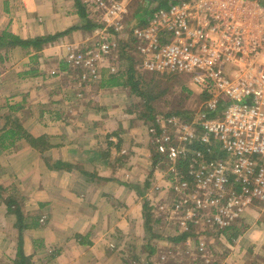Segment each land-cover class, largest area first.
<instances>
[{"label": "crops", "instance_id": "0c3cea01", "mask_svg": "<svg viewBox=\"0 0 264 264\" xmlns=\"http://www.w3.org/2000/svg\"><path fill=\"white\" fill-rule=\"evenodd\" d=\"M89 4L0 0V264H19L20 253L26 264H141L155 253L132 191L145 186L155 149L143 112L127 108L128 86L105 81L125 66L114 53L82 80L68 61L73 45L96 39ZM58 33L40 49L10 44ZM179 227L172 239L187 235L191 262L264 264L263 208L226 229Z\"/></svg>", "mask_w": 264, "mask_h": 264}, {"label": "built area", "instance_id": "2783aa9c", "mask_svg": "<svg viewBox=\"0 0 264 264\" xmlns=\"http://www.w3.org/2000/svg\"><path fill=\"white\" fill-rule=\"evenodd\" d=\"M89 1L96 39L73 45L68 56L84 78L117 53L118 41L129 39L124 21L131 0ZM142 18L147 21L134 28L138 53L132 56L150 71L191 75L206 95L191 122L168 116L182 138L157 141L173 173L179 160L189 158L187 178L201 180L204 191L201 202L189 193L175 203L187 212L179 224L187 229L190 219L226 229L247 209L264 210V0H175ZM196 141L203 147L192 148ZM215 154L218 164L210 160ZM187 178L177 177L174 193L188 190Z\"/></svg>", "mask_w": 264, "mask_h": 264}, {"label": "rangeland", "instance_id": "374dc122", "mask_svg": "<svg viewBox=\"0 0 264 264\" xmlns=\"http://www.w3.org/2000/svg\"><path fill=\"white\" fill-rule=\"evenodd\" d=\"M153 1H155L156 4H150V6L146 0H131L128 4H126L127 13L125 14L126 18L124 21V33L126 34L124 35H126V37L129 36V39L124 40L123 44L125 46H123L122 43L116 39L119 47L116 50L117 55L114 59L120 60V65L124 64V68L119 67L121 69L120 71L126 70L127 72H134L133 74L137 77V80L142 78V80H144L143 82H145L143 83L140 81L139 87H142L143 91L146 93V97H141L135 94L133 86L127 85L132 97L127 108L132 111H141L140 113L143 112L144 116L142 117L141 123L147 127L146 131L151 141L149 146L151 145V147L155 149V154V152L159 151V142H157L159 139L169 137L170 141L173 142V140H171L172 138H182L183 133H180L179 131L180 125L174 126L169 122H166V120L168 121V116L174 115L180 118L181 122H191L194 118L195 112L200 108L206 95L202 94L201 88L193 82L191 75L185 73H161L150 71L141 66L143 60L139 57V55L136 59L132 56V54L135 55L134 52L136 51L133 46H135V41H137L133 37L134 28L137 27V25L145 24L147 20L142 18V16L148 14L151 15L154 8L157 7L163 0ZM141 21L142 23H139ZM97 26L98 24L96 25V28ZM126 53L129 56L131 55L130 57L134 60L132 61L129 58L127 59L128 55ZM136 53H138V51ZM78 74L82 80L85 79L83 73ZM74 76L75 75H70V77ZM126 76L127 75H125V78ZM123 82L124 85H126L125 80H123ZM67 85L68 91L76 95L78 91L76 88L78 87L76 82ZM179 112L182 113L183 117L179 114ZM198 135L200 134L198 133ZM156 158L154 157L152 159V165L151 163L147 164V167L151 166L150 168L152 171L145 181V186L142 188L137 182H135V184H132V191L136 193L135 198L139 197L140 204L144 206L143 216L145 218V225L149 235L148 237L151 236V238L148 239L151 241V244L148 245L156 246L154 255L157 254V250H160L161 255L159 256L163 257L161 259H157V257L153 258V252L149 249V255H143V253H141L139 262L141 264H156V262L159 264H200L199 260L191 262L194 258L192 256L188 257L187 252L189 251L191 254L192 250L182 236L183 234H180L178 237L179 240L175 242H172L170 238L174 235H178L182 232V230H184L180 227L178 228V225L179 223H182L179 222L181 221V218L183 219V217L187 215L186 210H178L179 208L175 206V203L184 202L185 197H188L189 193L192 194L196 200H200L201 202V200L205 197L203 195L204 191L202 190L201 180H192V178H187L190 175V168L188 166L187 169V167L178 168V165H175L178 169L173 173L171 170L172 162L165 154L162 155V157L159 156L158 160ZM210 160L218 164L220 163L219 161L221 160V156L219 154H215L210 158ZM201 165V162L198 163L196 172L201 168ZM150 168H148V170ZM180 174L184 178L186 176L187 181L190 184L188 190H183L186 194H176L172 190V185L176 182V179ZM170 189L172 190L171 192ZM192 212L196 213L194 210H192ZM203 213L204 212H201L200 214ZM188 220L190 219H187V225H189V228H187V232L185 231L186 234H188L190 226L192 227L193 224V221ZM194 224L195 225L192 227L191 232L197 233V226L200 224L202 225L203 222H194ZM204 231L207 232L206 229H204ZM152 236H156L160 240L163 239L161 240L163 243L156 240L153 241L154 239ZM139 237L141 236L139 235ZM119 250L122 252L121 249ZM126 250L128 251L129 249L126 248ZM193 256L197 258L195 255Z\"/></svg>", "mask_w": 264, "mask_h": 264}, {"label": "trees", "instance_id": "16d2710c", "mask_svg": "<svg viewBox=\"0 0 264 264\" xmlns=\"http://www.w3.org/2000/svg\"><path fill=\"white\" fill-rule=\"evenodd\" d=\"M174 1L175 0H163L154 9L156 10L157 8L159 9V8H163V7H169V5L172 2H174ZM148 4L150 6V4L151 5H153V4L155 5L156 3H155V1L150 0ZM96 25L97 24H94V23H91L90 22V23H88L86 25V27L88 29H94ZM60 35H62V34L61 33H58L56 35H49V36H43V37H35V38H32V39H21L20 37L12 36V40L10 41V44H12V45H14V44L21 45L24 48L32 47L34 49H40L42 46H44V44H47L49 42H53ZM123 46H125V45L123 44ZM130 56L128 55V57L127 56L126 57H127V59L129 58L130 60L133 61L134 59H132ZM131 73H132L131 71H128L127 72L126 70H122V71H119L117 73H112L108 77V79H106L105 81L108 82L109 84L112 83L114 85H122V84L124 85L123 80H125V84L126 85H132L133 86V90H134L135 94H137V95H139L141 97H146V93L143 91L142 87H139V82L140 81L143 82L144 80H142V78H140V79L137 80L136 79L137 77H135L134 74H133L134 72L132 74ZM125 75H127L126 78H125ZM143 83H145V82H143ZM179 114L183 117V115H182L181 112H179ZM28 137H29V135H28ZM191 145H192V148L193 147H198V148H202L203 147V145H202V143L200 141H196L195 143H193ZM159 156L162 157V155L160 154V152H155L154 157L155 158L157 157L156 158L157 160H158V157ZM188 164H189V158L181 159L177 163L178 168L187 167ZM183 237L185 238L186 236H183ZM170 239L171 240H175V241L179 240L178 238H174V239L170 238ZM20 252H21V250H20ZM20 257L22 258V262H20L19 264H26L25 259H24V255H22V253H20Z\"/></svg>", "mask_w": 264, "mask_h": 264}]
</instances>
